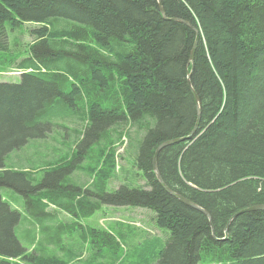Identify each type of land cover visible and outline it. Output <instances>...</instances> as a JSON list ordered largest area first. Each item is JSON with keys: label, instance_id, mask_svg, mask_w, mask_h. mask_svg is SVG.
Listing matches in <instances>:
<instances>
[{"label": "trees", "instance_id": "trees-1", "mask_svg": "<svg viewBox=\"0 0 264 264\" xmlns=\"http://www.w3.org/2000/svg\"><path fill=\"white\" fill-rule=\"evenodd\" d=\"M160 4L164 15L158 0H0V69L22 72L0 82V264L71 262L77 255L61 256V238L80 229L98 253L127 254L124 237L86 223L103 206L154 212L166 238L145 247L144 264H264V211L239 213L264 206V0ZM25 23L36 27L21 53L9 32ZM65 122L81 127L71 130L77 150L35 172L40 161L24 150H41L30 141ZM179 138L159 151L158 173L210 219L167 193L153 170L159 145ZM123 144L148 189L106 191ZM93 150L95 166L80 165ZM12 202L37 221L48 206L74 218L49 235L55 252L34 239L26 254L11 232L20 218Z\"/></svg>", "mask_w": 264, "mask_h": 264}, {"label": "rangeland", "instance_id": "rangeland-1", "mask_svg": "<svg viewBox=\"0 0 264 264\" xmlns=\"http://www.w3.org/2000/svg\"><path fill=\"white\" fill-rule=\"evenodd\" d=\"M34 27H36L34 23H25L22 29H17L15 32L10 31L9 46L12 47L14 43H18L15 49L24 53L28 44L34 40V36L30 33V30ZM10 71L8 73L6 70L0 69V82H18L21 71L18 69ZM65 123L67 125L62 126L68 128V130H65L63 127L53 128L52 133L47 139L30 141V143H38L41 145V150H24L27 155H31L30 158H35L37 159L36 161H40L36 164L37 168L34 170L35 172L46 167L50 162L52 164L53 158L57 159L58 157H64L63 159H66L67 156L72 157L73 150H77V140L75 139H77L78 136L71 132V130L75 129L81 131V127L80 125L74 126L73 123ZM67 134H69V138H67ZM61 138L64 141H62ZM124 146L125 144L119 147L114 153L113 173L107 183L106 191L112 192L122 184L130 188L148 189L149 187L146 186L145 179L134 165L131 155L124 152ZM83 154L84 153H81V155ZM15 155L16 153H13L11 157L14 158L16 157ZM96 155L97 150H93L90 154L91 158L87 157L79 161L80 165L95 166L97 160ZM103 160L104 159L101 157L99 167L102 166ZM10 163L14 166H19L14 160H11ZM107 169L111 168L109 167ZM97 170L98 168L94 170V173H96ZM154 215V212L144 208L103 206L91 218L87 219L86 223L93 227L113 230L124 237L129 243L126 247L128 249L127 254L124 248L116 253L114 249H105L101 253H98L93 250L88 243L83 242L80 238V235H82L81 232L74 231L64 239V243L72 253L77 255V258L71 262L66 260V264H144L141 256H146L147 254L145 247H147L150 252H153L157 247L158 241L161 239L165 240L166 238V234L154 225ZM131 241H133V247L134 241L140 242V249L137 253L133 252ZM145 241L147 242L145 243ZM149 255L147 257H150Z\"/></svg>", "mask_w": 264, "mask_h": 264}, {"label": "crops", "instance_id": "crops-1", "mask_svg": "<svg viewBox=\"0 0 264 264\" xmlns=\"http://www.w3.org/2000/svg\"><path fill=\"white\" fill-rule=\"evenodd\" d=\"M11 209H16L19 212V219L15 221V223L12 224L11 232L16 235L18 239H20L21 243L26 247V254L31 253L34 249V246H31V242L35 240H39L41 245L40 249H44L47 252H55L57 250V247L54 244H50L47 242L50 238V234H61L65 231H63V228L61 225H66L67 223H71L72 218L71 216L65 214L64 212H60L56 210L53 206H48L44 213L45 217H43L42 221L34 220L32 217L28 216L25 209L21 206V204H16L12 202ZM91 218V217H90ZM85 225V222H83ZM63 231V232H62ZM82 233L80 235V238L83 240V242L87 243L83 231L85 230H76ZM74 232V231H73ZM73 232L62 236L61 238V247H66V249L63 251L61 250L59 253L61 256H68L71 255L72 252L70 249L66 246L64 243V239L72 234ZM43 234V235H42ZM42 235V236H41ZM60 236V235H59ZM43 240V242H42ZM46 240V241H45ZM90 245V244H89ZM61 249V248H60ZM74 255V253H73ZM64 261L67 260V257L62 258ZM8 264H27L25 261L21 260L20 258H13V259H6Z\"/></svg>", "mask_w": 264, "mask_h": 264}, {"label": "water", "instance_id": "water-1", "mask_svg": "<svg viewBox=\"0 0 264 264\" xmlns=\"http://www.w3.org/2000/svg\"><path fill=\"white\" fill-rule=\"evenodd\" d=\"M158 3H159L160 11H161V13L164 15V11H163L162 6H161V4H160V0H158ZM164 18H165V17H164ZM171 20H172V21H176V22H180V23H183V24H186L188 27H190L191 29L195 30L194 27H193L190 23H188V22H186V21H183V20H180V19H176V18L171 19ZM197 42H198V33L196 32L195 43H194V47H193V50H192V52H191V57H190V61H191V62H193V55H194V50H195V48H196ZM188 85H189V87H190L191 94L193 95L194 100H195V102H196L197 116L199 117V116H200V102H199V99H198L196 93L194 92L193 88H191V85H190V82H189V77H188ZM194 131H195V129L192 131V133H194ZM182 140H183V139H180V138H179V139H171V140L165 141V142H163L161 145H159V147L156 149L155 154H154V157H153V170H154V172L156 173V176H157V179H158L159 183L161 184V186L165 189V191H166L167 193H169V194L172 195L173 197L177 198L178 200H180V201H181L182 203H184L185 205H187V206H189V207H191V208H193V209H195V210H198V211L204 213V214L209 218L208 213H207L206 211H204L202 208H200L199 206H197L195 203H193V202L189 201L188 199L182 197L181 195H179V194H177V193L171 191V190H170V189H169V188L163 183V181H162V179H161V177H160V175H159V173H158L157 165H156V159H157V155H158L159 151H160L161 149H163L164 147H166V146H169V145L175 144V143L180 142V141H182ZM253 211H264V206H262V205H259V206H251V207H248V208H246V209L240 211L239 213H241V212H253ZM233 217H234V216H233ZM233 217H232V218H233ZM209 219H210V218H209ZM226 237H227V233H226Z\"/></svg>", "mask_w": 264, "mask_h": 264}, {"label": "built area", "instance_id": "built-area-1", "mask_svg": "<svg viewBox=\"0 0 264 264\" xmlns=\"http://www.w3.org/2000/svg\"><path fill=\"white\" fill-rule=\"evenodd\" d=\"M12 71H14V70H12ZM11 72V71H10ZM8 73H9V71H8ZM22 73V72H21ZM21 73H20V75H21Z\"/></svg>", "mask_w": 264, "mask_h": 264}]
</instances>
